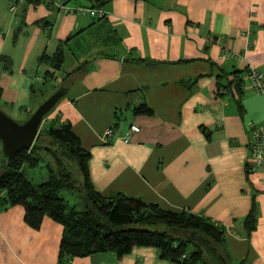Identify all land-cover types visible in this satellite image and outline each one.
Masks as SVG:
<instances>
[{
    "label": "crops",
    "instance_id": "1",
    "mask_svg": "<svg viewBox=\"0 0 264 264\" xmlns=\"http://www.w3.org/2000/svg\"><path fill=\"white\" fill-rule=\"evenodd\" d=\"M103 8L97 20L61 14L51 0H0L1 111L25 121L55 92L46 81L52 66L40 58L63 45L52 85L74 74L48 119L70 123L90 153L93 189L207 218L224 228L233 261L264 264V164L248 169L246 129L264 121V96L244 78L239 112L217 93L222 75L249 68L264 75V0H109ZM138 58L154 64L131 61ZM143 104L150 114L135 113ZM132 126L139 131L124 143ZM62 233L47 217L33 230L24 209L10 207L0 213V264H58ZM70 264L174 263L135 247Z\"/></svg>",
    "mask_w": 264,
    "mask_h": 264
},
{
    "label": "trees",
    "instance_id": "2",
    "mask_svg": "<svg viewBox=\"0 0 264 264\" xmlns=\"http://www.w3.org/2000/svg\"><path fill=\"white\" fill-rule=\"evenodd\" d=\"M24 1L37 4L42 0ZM57 1L51 0V3L55 5ZM71 1L77 0H66L65 4ZM108 1L82 0L86 3L84 7L90 9H104ZM62 46L59 44L52 56L40 58L41 62H49L52 66L53 71L46 73V81L56 80L55 73L62 70ZM2 61L9 68L8 60L2 57ZM131 61L154 64L140 58ZM247 72L245 76L242 71H234L229 74L230 78L228 75L218 77L224 78L217 82L218 95L230 96L239 112ZM72 74L74 72L62 76L57 90L69 86ZM134 111L136 114L151 113L145 104ZM46 124L29 150L17 153L2 165L0 213L19 205L24 209L25 224L33 230L40 228L45 217L60 224L63 233L58 264H70L73 258L98 253H115L122 257L135 247L154 248L160 259L174 264H246L229 257L224 228L207 218L187 211L163 210L158 205L121 193L103 196L96 192L89 177L90 153L82 148L70 123L49 120ZM27 170H32V178H28ZM64 192L78 195L79 206L77 201L70 205ZM254 225L255 216L250 213L245 219L247 232H251Z\"/></svg>",
    "mask_w": 264,
    "mask_h": 264
},
{
    "label": "water",
    "instance_id": "3",
    "mask_svg": "<svg viewBox=\"0 0 264 264\" xmlns=\"http://www.w3.org/2000/svg\"><path fill=\"white\" fill-rule=\"evenodd\" d=\"M67 88H60L42 102L22 122H16L0 110V145L2 162L5 163L17 153L29 150L39 134L44 117L65 97ZM197 239L201 240L200 237Z\"/></svg>",
    "mask_w": 264,
    "mask_h": 264
},
{
    "label": "built area",
    "instance_id": "4",
    "mask_svg": "<svg viewBox=\"0 0 264 264\" xmlns=\"http://www.w3.org/2000/svg\"><path fill=\"white\" fill-rule=\"evenodd\" d=\"M21 1V0H20ZM66 0H58L55 7L61 14L77 13L81 15H88L92 18L106 17L103 9H90L86 7H68L65 4ZM12 10L14 7L11 8ZM246 82L248 88L255 91L257 94L264 96V75L262 72L249 68L246 75ZM248 132L247 151H248V169L255 171L264 164V121L255 124L249 123L246 127ZM139 129L135 126L130 128V132L123 139L124 143H128L130 135L138 132ZM112 136V130L107 129L103 134L104 141Z\"/></svg>",
    "mask_w": 264,
    "mask_h": 264
},
{
    "label": "rangeland",
    "instance_id": "5",
    "mask_svg": "<svg viewBox=\"0 0 264 264\" xmlns=\"http://www.w3.org/2000/svg\"><path fill=\"white\" fill-rule=\"evenodd\" d=\"M49 86H51V88H53V90L54 91H56L57 90V86L56 85H52V81H50V85ZM52 94V93H51ZM50 94V95H51ZM50 95H48L47 97H46V99L50 96ZM45 99V100H46ZM44 102V101H43ZM1 105H2V102H1V100H0V110H3L2 109V107H1ZM32 114V113H31ZM12 120H14V121H16V122H22V119L20 118V117H17V118H12V117H10ZM47 121H49V119L47 120H45L43 123H42V126H41V128H40V130H42L47 124ZM2 165H4L3 164V162H2V156H1V145H0V169H2ZM26 174L28 175V178H32V170H27L26 171ZM63 195H64V197L66 198V200L68 201V203L70 204V205H73V204H75V202L77 201V205L79 206V204H78V195H70L69 193H66V192H64L63 193ZM77 206V207H78ZM79 208V207H78ZM219 250L221 251V248H219Z\"/></svg>",
    "mask_w": 264,
    "mask_h": 264
}]
</instances>
